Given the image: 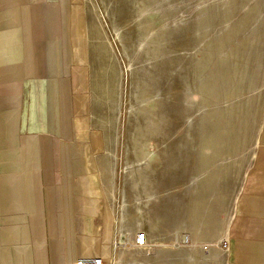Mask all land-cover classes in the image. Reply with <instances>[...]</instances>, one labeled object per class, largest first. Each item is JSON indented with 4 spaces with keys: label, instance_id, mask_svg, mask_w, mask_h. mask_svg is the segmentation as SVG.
<instances>
[{
    "label": "rangeland",
    "instance_id": "rangeland-1",
    "mask_svg": "<svg viewBox=\"0 0 264 264\" xmlns=\"http://www.w3.org/2000/svg\"><path fill=\"white\" fill-rule=\"evenodd\" d=\"M32 5L41 22L57 23L42 31L64 39V74L74 102L81 97L72 119L83 117L82 129H73L69 143L81 152L83 187L94 185L99 200L91 225L98 237H81L90 241L84 256L100 255L109 242L105 264L126 257L132 264H219L235 255L239 240L264 232V219L243 207L248 197L264 196V0ZM13 86L0 89V113L19 107L31 123L21 125L20 117L19 143L0 145V264H30L47 244L35 162L47 135L62 141L61 121L57 95L54 122L46 108L32 121V98L40 86L47 90L44 82L31 76ZM21 146L31 181L29 233L16 252L10 239L23 226L11 231L8 222L26 212L15 198L23 189L10 187L25 168ZM139 232L150 248L140 257L131 247Z\"/></svg>",
    "mask_w": 264,
    "mask_h": 264
},
{
    "label": "crops",
    "instance_id": "crops-1",
    "mask_svg": "<svg viewBox=\"0 0 264 264\" xmlns=\"http://www.w3.org/2000/svg\"><path fill=\"white\" fill-rule=\"evenodd\" d=\"M19 1L18 6L14 4L16 0L13 2L2 0L0 2V89L11 88L14 87L13 85L19 86L31 76L36 77L40 83L44 82L47 86L46 91L42 90V86L36 89L38 94L34 91L37 96L32 98L31 118L33 122H35V117L38 120L39 118L42 119L46 108L51 114L50 122L52 124L54 122L52 112L56 106L57 95L62 136L61 142L58 137L53 135H47V138L42 139L41 158L39 156L35 162L34 169L37 172L40 171L43 191L46 221V233L44 235H46L47 244L45 247L42 245V249L36 253L38 259L29 262L30 264H37V262L40 264H76L81 257H95L82 254V244L86 241L88 244L90 241L82 240L81 237L93 238L91 240L93 242L98 237L94 224L91 226L92 221H94L92 214L95 213L97 201H99L97 188L94 185L92 187L89 183L87 188L83 187L85 184L81 183V152L79 148L71 147L69 143L75 134L73 129L76 128L78 131L82 129L83 117L72 119L74 106L76 105L77 109L82 108L81 97H77L74 102L72 81L71 79L67 80L66 78L69 77L64 74V39L50 35V32L43 34L42 31L44 26L54 25V28H57V23L49 25L47 22H45L46 24L41 22L40 8L32 5L33 0ZM25 84L27 86V83ZM20 115L19 107L0 113V145L19 143L18 133L21 126H19L18 121ZM21 118V125L31 123V121H26V118ZM70 123H72L71 126H69ZM96 144L98 145V143ZM20 154L25 168H23L21 175L14 177V183H11L10 180V187L23 189L22 192L15 195V198L17 203H24L26 212L11 213V219L8 222L11 231H13L14 225L23 226L21 235L10 239V245L16 247V252L21 251L19 247L24 244L21 243V239H28L29 233L30 193L28 188L30 186L28 187V184L31 181L28 183L25 146H21ZM35 179H33V183L37 180ZM20 196L24 199L21 200ZM243 207L245 213L251 216L253 220L260 222L259 220L264 219V196L261 193L245 199ZM99 226L101 227L100 224ZM9 229L8 232H10ZM98 234H100V230ZM136 235L137 233L135 238ZM101 237H103V233ZM108 241L110 240L108 239ZM102 243L104 244V242ZM107 244V247L103 245L102 253L96 256L108 255L107 252L109 253L111 244L109 242ZM237 246L234 250L235 255H230L225 262L220 260L219 264H236V257L237 264H264L263 231H257L248 240H239ZM131 247L138 257L150 250L148 246L145 249H139L135 243ZM122 249V252L125 251L128 254L129 249L127 247ZM132 263L133 260H128L127 257L115 261V264Z\"/></svg>",
    "mask_w": 264,
    "mask_h": 264
},
{
    "label": "built area",
    "instance_id": "built-area-1",
    "mask_svg": "<svg viewBox=\"0 0 264 264\" xmlns=\"http://www.w3.org/2000/svg\"><path fill=\"white\" fill-rule=\"evenodd\" d=\"M135 245L139 249H145L148 246V237L144 232H139L135 238ZM76 264H105L104 258L101 256L81 257Z\"/></svg>",
    "mask_w": 264,
    "mask_h": 264
},
{
    "label": "bare ground",
    "instance_id": "bare-ground-1",
    "mask_svg": "<svg viewBox=\"0 0 264 264\" xmlns=\"http://www.w3.org/2000/svg\"><path fill=\"white\" fill-rule=\"evenodd\" d=\"M45 41V40H44ZM54 44V43H53ZM46 47V46H45ZM50 52V51H49ZM41 59V58H40Z\"/></svg>",
    "mask_w": 264,
    "mask_h": 264
}]
</instances>
